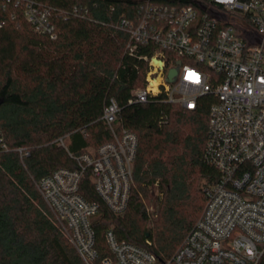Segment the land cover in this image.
<instances>
[{
  "label": "trees",
  "instance_id": "16d2710c",
  "mask_svg": "<svg viewBox=\"0 0 264 264\" xmlns=\"http://www.w3.org/2000/svg\"><path fill=\"white\" fill-rule=\"evenodd\" d=\"M36 1L52 9L55 39L34 31L22 6L0 0V264H84L36 184L57 168H74V156L112 138L102 119L111 99L120 107V126L138 144L124 214L108 209L88 173L80 181L79 192L98 204L92 225L99 255L107 254L103 235L112 228L118 239L167 259L201 213L205 182L218 176L203 157L206 96L195 110L157 98L129 102L144 83L145 64L127 52L128 33L118 25L143 0ZM155 188L156 216L146 228Z\"/></svg>",
  "mask_w": 264,
  "mask_h": 264
},
{
  "label": "built area",
  "instance_id": "2783aa9c",
  "mask_svg": "<svg viewBox=\"0 0 264 264\" xmlns=\"http://www.w3.org/2000/svg\"><path fill=\"white\" fill-rule=\"evenodd\" d=\"M2 2L22 6L34 31L57 37L50 7ZM118 27L128 33L127 52L145 64L144 83L130 103L157 98L195 110L206 96L203 157L218 176L205 182L201 213L170 257L161 260L145 246L118 239L112 228L104 232L107 254L100 256L92 225L98 204L79 192L80 181L88 173L108 209L124 214L138 144L137 135L120 126V107L111 99L102 119L112 138L74 156V168H57L37 181L54 223L84 264H262L264 0H143ZM142 48L149 53L140 54ZM171 69H177L172 77ZM57 141L65 146L63 138ZM1 147L8 149L5 142Z\"/></svg>",
  "mask_w": 264,
  "mask_h": 264
},
{
  "label": "rangeland",
  "instance_id": "374dc122",
  "mask_svg": "<svg viewBox=\"0 0 264 264\" xmlns=\"http://www.w3.org/2000/svg\"><path fill=\"white\" fill-rule=\"evenodd\" d=\"M89 149H93V148H89ZM206 180L204 179V180H201V185L205 182ZM157 192H158V190H157V188H155V189H152V191H150V195H151V197H152V200H151V202L150 203H147L146 204V210H147V213H148V219H147V221L145 222V224H144V226L146 227V228H149V227H151L152 225H153V220H154V218H155V216H156V214L154 213V203H153V201L155 200V198H156V195H157Z\"/></svg>",
  "mask_w": 264,
  "mask_h": 264
},
{
  "label": "water",
  "instance_id": "95a60500",
  "mask_svg": "<svg viewBox=\"0 0 264 264\" xmlns=\"http://www.w3.org/2000/svg\"><path fill=\"white\" fill-rule=\"evenodd\" d=\"M177 72V69H171L170 71V77H172L173 75H175ZM146 235H148V233H146Z\"/></svg>",
  "mask_w": 264,
  "mask_h": 264
}]
</instances>
